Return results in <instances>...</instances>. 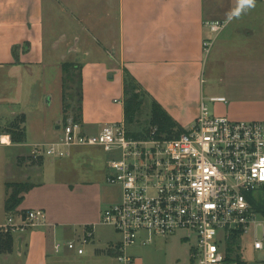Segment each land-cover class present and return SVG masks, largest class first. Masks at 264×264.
Returning <instances> with one entry per match:
<instances>
[{
	"label": "crops",
	"instance_id": "0c3cea01",
	"mask_svg": "<svg viewBox=\"0 0 264 264\" xmlns=\"http://www.w3.org/2000/svg\"><path fill=\"white\" fill-rule=\"evenodd\" d=\"M218 1L0 0V148L15 151L17 166L0 168V226L12 213L6 210L7 183L34 185L24 193L15 216L29 209L47 207L43 201L31 199L45 188L46 183L39 180L44 168H30L27 162L19 160L31 158L36 144L59 132L53 125L63 119H58L59 114L63 115V62L93 60L98 63V69L103 64L110 77L117 76L122 83L129 72L183 129L198 118L203 101L209 103L211 110L226 104L209 101L217 95L226 96L235 105L232 116L236 120L264 118V110L258 104L260 98L253 95H259L260 81H264L262 32L245 29L232 41L228 51L219 48L223 38L215 35L218 42H213L212 64L208 66L209 53L205 52L203 40L207 38V22L217 18ZM224 1L231 13L229 20L247 4L244 0ZM88 66L83 68V123L86 115L88 119L85 83ZM219 68H223L222 76L218 74ZM35 77L48 78V85L42 89L47 99L45 107H39L40 115H31L20 103L24 90ZM217 77L225 82L224 92L207 95V81ZM15 103L19 104L18 109L10 105ZM18 116L23 117L22 127L26 130L23 143H13L8 133ZM33 177L39 181L31 182ZM100 222L68 230L48 221L46 226L22 233L0 231V264H120L117 252L109 248L120 238L108 235L105 240H98V227L103 225ZM90 226H95L91 243L94 245L83 246L82 254L69 250L66 241L83 236ZM6 234L14 235L11 251L1 250V239ZM17 239L22 240L21 247ZM56 243L62 244L60 251L55 250ZM128 254L135 260L130 248ZM242 260L251 264L244 257Z\"/></svg>",
	"mask_w": 264,
	"mask_h": 264
},
{
	"label": "built area",
	"instance_id": "2783aa9c",
	"mask_svg": "<svg viewBox=\"0 0 264 264\" xmlns=\"http://www.w3.org/2000/svg\"><path fill=\"white\" fill-rule=\"evenodd\" d=\"M207 26L215 36L225 23L210 21ZM213 42L203 40L207 54ZM209 101L228 99L217 95ZM60 131L57 141L36 144L32 153L61 158L73 147H100L112 155L106 182L120 189V199L105 208L100 223L120 236L109 246L120 264H134L128 254L132 246L181 230L186 231L184 239L195 241L193 264H238L236 254L243 259L245 242L264 252L263 122L216 116L203 101L195 122L173 137L160 136L154 127L134 136L125 122L108 124L92 135L71 118ZM47 219L44 209H29L9 216L0 231L22 233L48 225ZM94 238L95 226H90L66 246L82 254ZM61 248L55 244L56 251Z\"/></svg>",
	"mask_w": 264,
	"mask_h": 264
},
{
	"label": "rangeland",
	"instance_id": "374dc122",
	"mask_svg": "<svg viewBox=\"0 0 264 264\" xmlns=\"http://www.w3.org/2000/svg\"><path fill=\"white\" fill-rule=\"evenodd\" d=\"M224 2V0L217 2V18H212V21L225 23L222 32L217 35L218 39L219 37L223 38L219 45L221 50L228 51L231 48L232 41L238 35L240 37V32H244L245 29H256L264 34V0H253L247 3L241 9H238L230 20L229 16L231 13L229 7H225ZM206 37L215 38L209 29ZM217 38L214 39L215 44L218 42ZM213 50L214 47L212 45L206 57L209 60L208 66L212 64ZM89 61L90 59L86 62H80L83 64V68L90 65V67H87V78L85 77L88 90V119H86L87 115L85 119L88 122H85L84 119V123H82L86 133L95 135L99 133L98 130L103 126L124 122V104L114 101L115 99L123 100L124 91L121 78L117 76L111 78L103 64L98 69L97 62ZM223 73V68H219L218 74L222 76ZM45 85H48L47 77H35L30 80L28 88L24 90V97L20 103L31 115H40L41 109L39 107H45L44 101H46L47 97L45 98L42 92ZM224 85L225 82L219 80V77L210 79L205 86L206 94L223 93ZM258 92V96L256 94L253 95L256 98H260L258 100L261 103L258 104L261 105L259 106L260 110H264V81H260ZM10 105H13L15 109L19 108L17 103ZM147 105L149 107L150 100H148ZM234 107V104L227 102L226 104L218 105L216 109L213 108L211 111H214L213 113L216 116H224L233 121H241L233 118ZM73 114L74 112L70 114L71 119H73ZM60 117L62 118L63 115L59 114L58 119ZM147 117L145 112L142 120ZM22 118L18 116L14 121L20 127H22ZM258 121L264 123V118L258 119ZM64 123L62 119V124ZM179 125L181 126V124ZM55 127L56 124L53 125V128ZM58 131L57 135L51 134L39 144H49L57 141L61 136L60 129ZM3 148H0V168H16L15 151ZM31 156V158L20 159V163L22 161L24 163L27 162L30 168H44L43 175L39 180H43L46 183L45 188L39 193L32 195L31 199L38 202L41 200L45 203L46 209H35H44L48 215L47 220L53 222L59 229L70 230L75 227L79 229L80 226L82 227L85 224H94L102 219L106 207L118 202L120 199V189L106 182L107 161L112 155L100 147H73L69 155L61 158L48 155L37 156L33 153ZM39 180L33 177L30 181ZM14 211L10 213V216H15L16 213ZM185 234L186 231L181 230L173 235L158 236L148 245L137 244L132 246L130 252L135 256L133 263L193 264L190 254L195 241L194 239L182 238ZM108 235L120 238L119 234L111 227L103 225L98 227V240L99 238H101L100 240H105ZM242 255L251 264H256L261 260L264 261V252H256L251 242L244 243Z\"/></svg>",
	"mask_w": 264,
	"mask_h": 264
},
{
	"label": "trees",
	"instance_id": "16d2710c",
	"mask_svg": "<svg viewBox=\"0 0 264 264\" xmlns=\"http://www.w3.org/2000/svg\"><path fill=\"white\" fill-rule=\"evenodd\" d=\"M62 68L63 121L67 122L70 114L74 112L73 120L82 123L84 105L83 64L66 61L62 63ZM123 91L124 122L129 134L140 136L150 131L151 127H154L160 136L173 137L184 130L129 72H126L124 76ZM148 100H150L149 107L147 105ZM145 112L148 117L142 120ZM23 121L22 118L21 122ZM8 133L11 134L13 143L26 141V130L15 122L9 126ZM33 187L34 185L29 182L7 183L6 210H16L24 199V193ZM13 243L14 235L6 234L1 239V250L11 251ZM236 261L238 264H245L239 254H236Z\"/></svg>",
	"mask_w": 264,
	"mask_h": 264
},
{
	"label": "water",
	"instance_id": "95a60500",
	"mask_svg": "<svg viewBox=\"0 0 264 264\" xmlns=\"http://www.w3.org/2000/svg\"><path fill=\"white\" fill-rule=\"evenodd\" d=\"M61 124H62V120H59L58 122H57V125H56V128L57 129H60L61 128ZM21 237H23V234H21L20 235ZM18 241H19V243H20V247H21V245H22V240L20 239H17Z\"/></svg>",
	"mask_w": 264,
	"mask_h": 264
},
{
	"label": "snow or ice",
	"instance_id": "6c2138e0",
	"mask_svg": "<svg viewBox=\"0 0 264 264\" xmlns=\"http://www.w3.org/2000/svg\"><path fill=\"white\" fill-rule=\"evenodd\" d=\"M244 2H245V3H248V2H250V0H244Z\"/></svg>",
	"mask_w": 264,
	"mask_h": 264
}]
</instances>
